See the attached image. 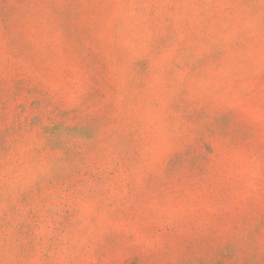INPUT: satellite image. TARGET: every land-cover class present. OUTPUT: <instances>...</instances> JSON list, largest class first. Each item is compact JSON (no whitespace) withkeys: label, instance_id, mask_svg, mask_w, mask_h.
Here are the masks:
<instances>
[{"label":"rangeland","instance_id":"1","mask_svg":"<svg viewBox=\"0 0 264 264\" xmlns=\"http://www.w3.org/2000/svg\"><path fill=\"white\" fill-rule=\"evenodd\" d=\"M0 264H264V0H0Z\"/></svg>","mask_w":264,"mask_h":264}]
</instances>
